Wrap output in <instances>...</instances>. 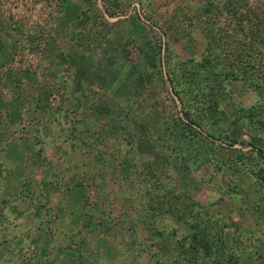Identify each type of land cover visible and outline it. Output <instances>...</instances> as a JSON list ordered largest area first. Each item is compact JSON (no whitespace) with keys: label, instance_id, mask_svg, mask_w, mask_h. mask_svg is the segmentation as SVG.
<instances>
[{"label":"rangeland","instance_id":"rangeland-1","mask_svg":"<svg viewBox=\"0 0 264 264\" xmlns=\"http://www.w3.org/2000/svg\"><path fill=\"white\" fill-rule=\"evenodd\" d=\"M211 1L0 0V264H264V90L188 127L166 80Z\"/></svg>","mask_w":264,"mask_h":264},{"label":"trees","instance_id":"trees-1","mask_svg":"<svg viewBox=\"0 0 264 264\" xmlns=\"http://www.w3.org/2000/svg\"><path fill=\"white\" fill-rule=\"evenodd\" d=\"M258 9L260 13L247 0H223L211 1L195 10V16L202 18L213 40L212 48L199 62L185 65L179 61L166 71L169 90L181 104V114L186 120H181L183 125L199 126L201 109L192 108L196 102L204 104L206 112L211 108L218 110V97L229 79L239 80L258 93L264 90V71L260 72L261 65L264 66V0H260ZM221 12L223 21H220ZM44 101L45 97L35 103L36 110L45 108ZM260 112L263 111L260 109ZM258 113L256 107H251L243 118L253 124ZM250 139V142H259L255 136ZM258 153L264 156L263 150L259 149ZM187 251L196 254L192 246Z\"/></svg>","mask_w":264,"mask_h":264}]
</instances>
